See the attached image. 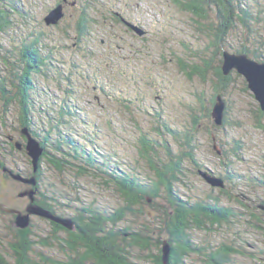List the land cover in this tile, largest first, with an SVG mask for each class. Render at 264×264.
Returning a JSON list of instances; mask_svg holds the SVG:
<instances>
[{
    "label": "trees",
    "instance_id": "1",
    "mask_svg": "<svg viewBox=\"0 0 264 264\" xmlns=\"http://www.w3.org/2000/svg\"><path fill=\"white\" fill-rule=\"evenodd\" d=\"M75 1L74 6L71 5L72 0L66 2L55 0L52 3V7L60 3L63 5V17L53 25L46 24L44 17L34 25L31 22L35 15L32 16L29 10L17 11L21 16L18 24L27 26L29 30L28 36L23 38L25 45L22 72L18 76L19 80L16 78V83H13L21 111L20 125L22 128H27L30 135L44 148L41 160L45 159L58 171L69 166L78 176H87V174L95 176L102 181V184L113 190L118 200L113 207H98L95 203H90L77 208L75 214L65 217L72 220L73 229L48 219L46 220L50 223L52 231L48 232L49 235L40 234L35 237L36 239L31 236L30 225L24 229L18 227L13 229L14 237L9 243L10 254L7 257L0 252V264H142L140 261H145L146 264H164L162 259L164 243L170 248L166 264H231L234 256L244 253L239 247L243 246L246 239L240 236V230L237 231L239 228L236 225L233 226L234 237L228 236L231 230H228L225 237L218 238L214 232L217 231L218 234L219 227L234 223L241 212L243 216L244 213L249 212L244 230H259L264 234V209H262L264 199L244 203L239 197H233L226 184L235 177L231 168H226L228 170L224 177L217 175L223 179V187H213L201 177L198 172L200 170H207L213 174L210 169L199 163L198 141L204 136L202 128H205L206 135L211 139L214 148L213 130L218 127L214 126L210 108L204 109L203 101H200L202 112L198 109L199 106H195V109L191 108L188 116L178 126L164 119V111L156 108L151 113V127L144 129L145 127L141 126L131 113V110L135 111L133 103L136 100L126 97L125 93L123 97H118L119 105L127 109V112L130 110V116L133 118L131 120L136 122L139 131L135 144L136 154L145 161L152 175L146 176L142 172L141 175L129 167L131 164L129 162H125L128 166H122L123 161L115 150L111 153L98 148L97 141L103 136V132L99 131L98 127L92 126L87 119L86 122L82 119L78 120V116L85 113L83 112L85 108L78 104V99L73 100V76L78 73L80 77L88 80L89 75L79 71L76 73L80 63L77 64V59L70 56V53L64 57L63 50L68 49L69 52L71 49H77V56L90 63L95 56L100 58L107 56L104 50H113V44H102L99 35L89 36V34L93 35V32L88 29V21H92L93 24L96 19L95 15H90L86 10L106 11L108 19L117 26L119 18L117 9H113V6L106 2L107 6L100 0H91L93 3L92 5L90 3L89 7L86 3L90 0ZM170 1L176 8L189 14L190 25L195 23L199 29L194 30L201 32L207 39V42L202 41L195 50L191 48L190 42L183 41L186 52L199 58L196 61L199 64L186 61L184 58H176L179 71L188 78L197 74L202 80L207 79L208 66L211 65L213 56L219 54L222 58V52L227 49L232 53H244L252 59L264 61V0ZM9 7L11 8L4 0H0V35H3L4 31H16L11 30L15 29L11 25L17 20L11 13L12 10L15 12V9L11 10ZM68 7L78 13L72 22L69 21L65 25ZM14 8L18 9L17 6ZM55 28L59 30V34L53 30ZM114 30L116 31L117 28ZM131 30L134 32L133 29ZM229 37L232 41L228 40ZM109 38L114 40L115 35L114 38ZM146 39L150 42L151 37L141 40L147 41ZM225 43L227 46L223 49ZM206 51L209 53L207 54ZM131 52L133 53V48ZM207 55H211V59H208ZM7 56L5 54V58ZM162 59L165 60L164 55ZM64 60L67 61L66 64H70V67L65 65ZM88 61L84 64L85 69L91 70L97 76L89 78L94 85L93 88L98 89L102 95L112 96L102 80L104 76L102 79L99 76L102 74L99 70L106 68L94 67L93 70L92 63L90 65ZM106 63L110 64V59H107ZM114 64L112 62L111 66ZM214 73L216 81L212 86L211 105L216 101L217 95L223 98L231 80L229 74L222 73L219 65L215 67ZM48 80L55 82L57 88L62 91L63 97H53L51 93L54 87L46 83L47 86L43 90L49 93V101L44 105L39 100L41 106L37 108L32 91L39 90L40 94L42 91L40 83ZM55 104L59 109H55L56 106L54 108ZM256 110L260 118L264 116V111H261L259 106ZM56 114L59 117H55ZM69 117H73L78 123L81 121L79 125L84 124L86 128L88 126L94 133L78 131L75 129L77 122L68 121ZM223 118L221 127L226 123L225 117ZM261 126L260 121L256 122V127ZM48 141L53 142L51 147ZM236 144L239 143L235 142L234 145ZM89 146L92 148L91 151ZM158 149L164 151V154L161 155ZM221 153V155L227 154L226 150H222ZM112 157L115 158V162ZM116 162L117 165L112 164ZM190 171L193 175H199L209 187L217 189L226 201L232 199L236 201V209L240 211V208H243L245 212L242 210L237 213L228 201L221 202L222 199L213 193H207L202 197L188 195L184 198L178 186L185 185V178ZM41 172L39 167L36 174ZM39 187L36 178L33 188ZM40 193L39 191L38 194ZM41 195L42 198L38 197L37 200L35 198L34 203L54 215H59L54 205L47 201L43 194ZM48 198L59 200L54 196ZM147 215L153 217L156 223L151 220L149 222L143 217ZM199 233H204L206 238L199 239ZM261 264H264V261Z\"/></svg>",
    "mask_w": 264,
    "mask_h": 264
},
{
    "label": "rangeland",
    "instance_id": "2",
    "mask_svg": "<svg viewBox=\"0 0 264 264\" xmlns=\"http://www.w3.org/2000/svg\"><path fill=\"white\" fill-rule=\"evenodd\" d=\"M54 1L4 0L7 5L11 6L9 9H15V12L12 10L11 13L14 19L16 17L17 20L11 25L15 29L12 28L11 30H20L25 36H28L29 30L27 27L18 24V21H21V16L18 15L17 11L25 12L29 10L32 16L35 15L33 18L30 15L32 18L31 23L35 25L44 15H47ZM82 1L84 2L85 0ZM100 2H106L110 6H113V9L117 10H122L126 6L128 11L133 12L132 15L129 13V17L131 18L147 17L146 27L150 29L149 37H151V40L150 42L148 39H146L147 41L136 40V48H133V53L128 47L121 50L120 47L113 44L114 49H110L109 51L104 50V54L107 56H101V58L95 56L94 60H91L92 65L88 60L80 59L77 56V49H71L69 52L68 49L63 50L64 57L67 56V53H70V56L75 60L77 59L76 63H80L76 73L79 71L87 76L89 75L88 80L80 77L78 73V76L75 74L72 78L74 80L73 100L78 99V104L85 108L83 112L86 113H81L78 116V120L82 119L83 122H86L87 119L92 126L98 127L99 131L103 132V136L97 141L98 148L103 151H110L111 153L115 150L123 161V165H120L128 166V163L126 164L125 162H129L132 164L129 165L131 169L149 176L152 175L151 171L148 169L145 161L136 154L135 144L139 131L136 122L131 120L133 119L130 116L131 113L134 114L135 119L141 126L147 129L152 125L151 113L156 108L159 111H164V119H167L174 126H178L184 121L191 108L195 109V106H199L198 109L202 112L200 101L204 102V109L210 108L211 110L213 104H210V97L213 95L212 86H214V81H216L214 70L217 65L221 67L222 58H220L219 54L213 56L211 65L208 66L209 75L206 76L207 79L202 80L200 75L197 74H193L191 78H188L184 73L179 71L176 58H184L186 61L197 64H199V62H196L199 58L193 56L192 53L186 52L183 47V41L190 42L191 48L194 50L202 41L207 42V39L204 35L202 36L201 32L194 30L199 29L197 25L195 23L190 25L191 18H189L188 13L176 8L170 0H100ZM90 3L92 5L93 1H88L86 5L90 7ZM106 3L104 5L107 6ZM12 5L17 6L18 9ZM86 11L90 15H95L96 21L93 24H91L92 21H88V29L90 32H93V35H99L100 39L102 37L106 40L107 34L109 37L114 38L116 31V34L120 32L114 30L116 28L108 19L106 11L90 9ZM77 13L76 10L68 7L65 25L69 21L72 22ZM151 19L153 21H150ZM53 30L56 34H59L57 28ZM107 39L109 40L110 38ZM228 40L232 41V38L229 37ZM69 42L71 43L72 40ZM7 45L9 43L6 41V38L0 35V164L13 165L11 162L14 160L23 167L24 164L21 163L18 152L13 146V149L11 148V142L9 141H21V136H24L26 140V135L22 132L24 127L22 128L20 125L21 111L16 98L15 84H13L16 83V78L18 79L20 72H22V56L25 44L20 46V48L14 49L16 53L12 55L6 53ZM226 46L227 44L225 43L222 46L223 49H226ZM228 50L230 49L226 51ZM19 51L22 54H19ZM206 53L208 54L209 52L206 51ZM5 54L10 57V61H6ZM163 55L165 60L162 59ZM207 56H209L207 57L208 59H211V55ZM107 59H110L111 63L115 64L111 66V63H106ZM87 61L93 70L95 69L94 67L106 68L102 71L99 70L102 73L99 76L101 79L104 76L102 80H104L108 91L113 94L112 96L102 95L98 89L93 88L94 85L89 78H91L90 76L95 75V78L97 76L91 70L85 69L84 64H87ZM63 62L70 67V64H66L67 61L64 60ZM106 65H109V67ZM229 75L231 76V80L222 98L225 103L224 111L226 114L224 117L226 123L224 126L215 127L213 130L215 134V137L212 139L214 141V148H212L211 139L206 135L205 128H202L204 136H201L200 141H198L199 163L203 167L210 169L213 175L216 174L215 176L222 175L224 177L226 170L231 168L235 177H232L226 183L231 195L239 197L244 203H249L252 200L264 199V116L260 118L258 115L256 110L258 103L247 88L244 78L235 70H231ZM98 81H100L99 78ZM46 83L54 87V91L51 93L53 97H63L62 91L57 88L54 81L41 82L42 91L40 94L39 90L37 92L35 90L32 91L37 108L41 106L40 101L44 105L49 101V93H45L43 90L47 86ZM124 93L126 97H132L136 100L133 103L135 111L131 110V113H129L130 110L127 112V109L119 105L118 97H123ZM56 105H54V108ZM55 109H59V107L56 106ZM57 114L55 117L58 116ZM67 120L71 122L76 121L73 117H69ZM259 121L262 126L256 127V122L259 123ZM79 123L77 122L75 129L91 134L94 133L88 126L86 128L84 124L79 125ZM214 126L216 125L214 124ZM235 142L239 144L234 145ZM52 143V141H48L50 147ZM234 147L235 149H233ZM9 148H11L10 153H8ZM89 150H92L91 146H89ZM222 150H226L227 154L221 155ZM159 152L161 155L164 154V151L159 150ZM29 159L30 164L27 163L25 166H27L28 170L30 169L33 173H36L33 170L31 158L29 157ZM112 159L114 160L115 158L112 157ZM112 164L117 165V162ZM227 164L229 165L228 167L226 166ZM39 167L42 170L39 181V191L41 193L37 195V198H42L41 194H43L47 198V201H50L54 205L60 218L70 217L76 213L77 208L85 204L95 203L98 207H113L116 205L118 200L117 195L95 176H91L90 174L78 176L69 166H65L62 171H58L46 162L45 159H42L38 163ZM2 173L0 170V174ZM4 173L7 174L6 172ZM185 179V185L178 186V190L184 198H187L188 195L202 197L207 193H213L222 199L221 202L228 201V204L233 206L237 213L243 210V208H240V211L237 210L236 201L233 199L226 201V198L219 194L217 189L209 187V185L199 178V175H193L190 171ZM1 183L0 202H4L9 207H6L8 215L0 212V252L8 257L10 254L9 243L14 237L13 229L17 228L15 219L11 220V210H15L12 207L24 208L30 198L28 195L21 196L20 193L18 194V191L24 188L20 186L19 189L18 182L12 180L7 185H2ZM24 184L29 183L24 182ZM29 186L32 185L29 184ZM29 189L30 187L23 191H28ZM33 196H36V193ZM49 196L58 197L57 199L59 200H52L48 198ZM262 209L264 208L262 207ZM242 214L241 212L238 220L231 223V225L229 223L226 226L219 227L218 234L216 231L214 235L216 234L217 238L221 236L225 237L228 230H231L228 236L234 237L235 227L233 226H238L239 229L237 231L239 232L240 230V236L246 239L243 246L241 247L240 245L239 247L244 253L234 256L231 264H261L264 261V234L259 230L245 231L244 228L247 226L248 221L246 219L249 216V212L244 213V216ZM143 217L148 219V221L151 220L156 223L153 217L151 218L149 215ZM30 228L32 231L31 236L34 239L40 234L49 235L50 233L48 232L52 231V227L46 218L44 219L37 215H31ZM198 236L199 239L206 238L204 233H199ZM140 262L146 264L144 263L145 261Z\"/></svg>",
    "mask_w": 264,
    "mask_h": 264
},
{
    "label": "water",
    "instance_id": "3",
    "mask_svg": "<svg viewBox=\"0 0 264 264\" xmlns=\"http://www.w3.org/2000/svg\"><path fill=\"white\" fill-rule=\"evenodd\" d=\"M66 1L68 0H63V2ZM75 3L76 1L74 0L71 2V5ZM62 17L63 5L60 3L49 10L47 15L44 16V20L48 25L57 24ZM128 24L138 35H142L144 33V30L141 27L129 22ZM221 70L224 75H228L231 70H235L238 74H240L246 81L247 88L253 94V97L257 101L260 110L264 111V61H257L250 58L244 53L237 54L224 50L222 52ZM224 109L225 103L222 100V97L220 95H217L216 101L214 102L211 109L212 120L217 126L223 124ZM22 132L26 135V150L28 156L31 158L33 170L37 171L38 163L42 154L44 153V148L40 145V142L36 138L30 135L27 128L24 127ZM199 173L205 180V182H207L209 185L213 187L224 186V182L221 177L215 176L207 170H200ZM15 177L32 185V187H30L28 191L25 190L20 193L21 196L28 195L30 198L25 211L21 212L18 210H11L12 212L17 213L15 217V224L18 228L24 229L28 227L30 225L31 215H37L46 218L55 223H59L68 229L74 228V224L71 219L60 218V216L54 215L49 210L34 203L35 198L33 195L35 193V189L33 188V186L36 184L35 176H32L30 178H23L20 176ZM169 249V245L167 243H164L162 249V259L164 264H166L168 261Z\"/></svg>",
    "mask_w": 264,
    "mask_h": 264
},
{
    "label": "flooded vegetation",
    "instance_id": "4",
    "mask_svg": "<svg viewBox=\"0 0 264 264\" xmlns=\"http://www.w3.org/2000/svg\"><path fill=\"white\" fill-rule=\"evenodd\" d=\"M116 13H117V16L119 18V25L117 26V24L114 25L113 23H112V25L115 26V28H117V30L120 32L118 34L115 33V35L117 37L115 36L114 40H112V39L108 40L107 38H109L108 37L109 35L107 34L106 40H104L103 38L100 39L101 43L107 44L109 42L111 44H116L118 47H120L121 50L125 47H128V48L130 47V51H131V48H134V49L136 48L135 41L138 40V38L144 39V38L149 37L150 29H148V27H146L147 26V22H146L147 17L146 18H143V17L139 18L138 17L139 19L129 17V13L132 15L133 12L128 11L126 6L122 10H117ZM150 21H153V20L151 19ZM128 22L141 27L144 30V33L142 35H138L134 30H133L134 32H132V30H131L132 28L129 26ZM10 32L13 33V36H12V33H10ZM3 36L6 38V41L9 43V45H7V49H6L7 50L6 53H8V55H12L13 53H16L14 51V49L20 48V46L23 45V38L26 37L22 32H20V30L4 31ZM89 36L94 37V35H90V34H89ZM19 54H22V52L19 51ZM5 59H6V61H10L9 56H7ZM20 139H21V141L18 140V141H9V142H11V144H10L11 148L13 146V148L18 152V156L20 158V161H21V163L24 164V166L22 167L20 164H18L14 160H13V162H11L13 165H2V164H0V170L3 172L2 174H0V182H2L1 184L7 185L12 180L15 182H18L19 183V186H18L19 189H20V186L24 187L22 190L18 191V194L23 192L24 189H28V187H32V186H29V184L25 185L22 180L16 178L15 176H20L23 178H28V177L30 178L33 176V174L34 175L36 174V173H33L32 170H30V169L28 170L27 166H25V165H27V163L30 164V159H29V156H28L27 150H26L27 141L25 140L24 136H21ZM11 148H9L8 153L11 152ZM39 162H41V158H40ZM4 172H6L7 174H5ZM35 176L37 178V182L39 183V181L41 179L40 174L37 173ZM38 192H39V188H35L36 196H34V198H36V200H37ZM3 203L4 202H0V212L2 214L8 215V211H7L6 207H9V206L6 205L5 203L3 204ZM27 204L28 203H26L24 208H20V207H16V206H13L12 208H15V210H18V211H25ZM15 217H16V212H12L11 213V220L13 221L15 219Z\"/></svg>",
    "mask_w": 264,
    "mask_h": 264
}]
</instances>
